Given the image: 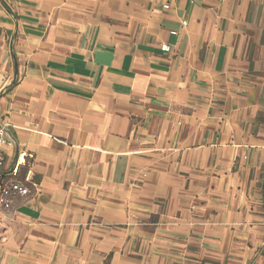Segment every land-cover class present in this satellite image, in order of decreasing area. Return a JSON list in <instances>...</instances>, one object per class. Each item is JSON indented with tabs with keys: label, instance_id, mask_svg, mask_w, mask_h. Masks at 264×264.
<instances>
[{
	"label": "crops",
	"instance_id": "0c3cea01",
	"mask_svg": "<svg viewBox=\"0 0 264 264\" xmlns=\"http://www.w3.org/2000/svg\"><path fill=\"white\" fill-rule=\"evenodd\" d=\"M0 124V264H264V0H0Z\"/></svg>",
	"mask_w": 264,
	"mask_h": 264
},
{
	"label": "built area",
	"instance_id": "2783aa9c",
	"mask_svg": "<svg viewBox=\"0 0 264 264\" xmlns=\"http://www.w3.org/2000/svg\"><path fill=\"white\" fill-rule=\"evenodd\" d=\"M168 4L163 5V9H168ZM187 22L181 21V26L185 27ZM172 35L177 34L175 31L170 32ZM161 50L166 51L167 45H161ZM12 143L6 138L4 127L0 124V169L4 163L3 149L10 146ZM29 194L28 188L17 180H13L5 183L0 187V208L9 209L12 203V199L15 196H27Z\"/></svg>",
	"mask_w": 264,
	"mask_h": 264
}]
</instances>
